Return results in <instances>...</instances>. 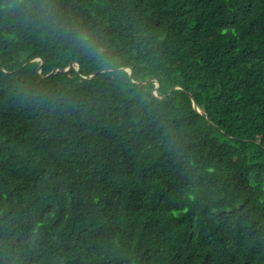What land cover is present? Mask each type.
I'll return each mask as SVG.
<instances>
[{"label": "trees", "instance_id": "16d2710c", "mask_svg": "<svg viewBox=\"0 0 264 264\" xmlns=\"http://www.w3.org/2000/svg\"><path fill=\"white\" fill-rule=\"evenodd\" d=\"M0 264H264V0H0Z\"/></svg>", "mask_w": 264, "mask_h": 264}, {"label": "clouds", "instance_id": "9594fccd", "mask_svg": "<svg viewBox=\"0 0 264 264\" xmlns=\"http://www.w3.org/2000/svg\"><path fill=\"white\" fill-rule=\"evenodd\" d=\"M60 27L65 28L64 25H60ZM65 39L69 40L73 46L82 50L83 54L95 60L101 67L110 63L102 44L89 29L68 26L65 28Z\"/></svg>", "mask_w": 264, "mask_h": 264}, {"label": "water", "instance_id": "95a60500", "mask_svg": "<svg viewBox=\"0 0 264 264\" xmlns=\"http://www.w3.org/2000/svg\"><path fill=\"white\" fill-rule=\"evenodd\" d=\"M70 69H71V67H70L69 69H67V70H61V71H63V72H67V71H69ZM55 72H56V70H55L54 72H52V73H55ZM129 72H130V74H132L131 70H129ZM194 107H195V110H196L197 112H199V109H198V107H197L196 104H194Z\"/></svg>", "mask_w": 264, "mask_h": 264}]
</instances>
